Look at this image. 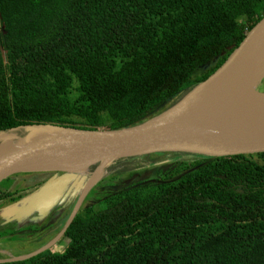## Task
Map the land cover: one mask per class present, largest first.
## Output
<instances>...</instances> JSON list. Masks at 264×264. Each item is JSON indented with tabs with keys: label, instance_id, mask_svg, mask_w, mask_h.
Wrapping results in <instances>:
<instances>
[{
	"label": "trees",
	"instance_id": "trees-1",
	"mask_svg": "<svg viewBox=\"0 0 264 264\" xmlns=\"http://www.w3.org/2000/svg\"><path fill=\"white\" fill-rule=\"evenodd\" d=\"M263 17L264 0H0V132L145 122ZM195 156L82 209L62 253L0 264H264V152Z\"/></svg>",
	"mask_w": 264,
	"mask_h": 264
},
{
	"label": "water",
	"instance_id": "water-1",
	"mask_svg": "<svg viewBox=\"0 0 264 264\" xmlns=\"http://www.w3.org/2000/svg\"><path fill=\"white\" fill-rule=\"evenodd\" d=\"M263 31L264 17L247 33L226 62L199 87L212 86L234 69ZM252 95L264 97V93L256 92V89ZM186 97L165 112L122 129H83L53 123L25 126L19 129L22 130L21 137L0 149V181L58 156L113 161L155 153L223 157L264 152V118L208 114L202 111L200 103L184 102Z\"/></svg>",
	"mask_w": 264,
	"mask_h": 264
},
{
	"label": "rangeland",
	"instance_id": "rangeland-1",
	"mask_svg": "<svg viewBox=\"0 0 264 264\" xmlns=\"http://www.w3.org/2000/svg\"><path fill=\"white\" fill-rule=\"evenodd\" d=\"M223 57L224 54L198 68L195 76L208 74ZM200 84L169 99L151 116L172 108ZM256 92L264 93V75ZM75 122L80 121L75 119ZM106 127L102 129L108 130ZM11 132H15L16 138L22 136V130ZM197 158L187 154L155 153L113 160L106 173L90 187L87 185L98 164L80 173L26 170L9 175L0 181V263L26 259L47 250L62 253L69 238H63L65 233L61 234L79 205L78 212L88 207L95 211L104 209L124 189L144 184L153 186L172 173L187 168Z\"/></svg>",
	"mask_w": 264,
	"mask_h": 264
},
{
	"label": "bare ground",
	"instance_id": "bare-ground-1",
	"mask_svg": "<svg viewBox=\"0 0 264 264\" xmlns=\"http://www.w3.org/2000/svg\"><path fill=\"white\" fill-rule=\"evenodd\" d=\"M264 74V31L256 39L248 52L240 58L238 65L210 87H197L185 98L201 104L205 113L219 116H256L264 118V97H255L252 92ZM16 138L15 132L0 136V149ZM111 159L100 161L78 156H58L49 158L30 168L40 172H87L91 166L99 165L88 183L92 186L106 173Z\"/></svg>",
	"mask_w": 264,
	"mask_h": 264
}]
</instances>
